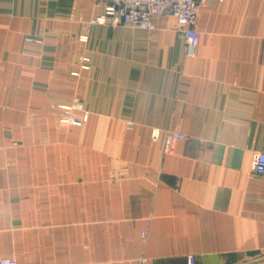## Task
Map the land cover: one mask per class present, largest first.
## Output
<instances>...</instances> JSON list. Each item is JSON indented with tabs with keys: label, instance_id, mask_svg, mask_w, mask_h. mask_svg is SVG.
<instances>
[{
	"label": "crops",
	"instance_id": "obj_1",
	"mask_svg": "<svg viewBox=\"0 0 264 264\" xmlns=\"http://www.w3.org/2000/svg\"><path fill=\"white\" fill-rule=\"evenodd\" d=\"M109 1L0 0V260L264 264V0H204L193 59L175 19L92 24ZM20 83L88 122L20 126Z\"/></svg>",
	"mask_w": 264,
	"mask_h": 264
},
{
	"label": "built area",
	"instance_id": "obj_2",
	"mask_svg": "<svg viewBox=\"0 0 264 264\" xmlns=\"http://www.w3.org/2000/svg\"><path fill=\"white\" fill-rule=\"evenodd\" d=\"M204 0H110L104 6L102 14L92 20V24L99 26H130L144 31L154 29L153 19H175L185 43L186 58L193 59L198 46L199 33L197 31L198 16ZM82 43L86 37L80 39ZM89 59L80 58V68L89 70ZM58 122L62 125L82 127L88 122L89 113L83 106L75 102L70 105L59 106ZM153 140H157L159 132H154ZM185 136L178 130H170L164 139V155H172L179 142ZM251 171L255 175L264 177V154H255L251 161ZM0 264H16L13 260H0ZM188 264H195L193 258H188Z\"/></svg>",
	"mask_w": 264,
	"mask_h": 264
},
{
	"label": "rangeland",
	"instance_id": "obj_3",
	"mask_svg": "<svg viewBox=\"0 0 264 264\" xmlns=\"http://www.w3.org/2000/svg\"><path fill=\"white\" fill-rule=\"evenodd\" d=\"M24 44L32 43L33 40L31 39H24ZM35 94V105L28 104L27 100V90H28V84L26 83H20L19 84V113H20V126L21 124H26L30 122H41L43 120H47L50 122L58 123L59 119V106L63 105H52L49 107L44 106V103L42 101V97L44 94L48 92V86L46 84L37 83L33 86ZM26 133L25 130H20V140L26 139V136L24 134ZM23 142L21 141L19 146L22 147ZM5 260V259H4Z\"/></svg>",
	"mask_w": 264,
	"mask_h": 264
},
{
	"label": "water",
	"instance_id": "obj_4",
	"mask_svg": "<svg viewBox=\"0 0 264 264\" xmlns=\"http://www.w3.org/2000/svg\"><path fill=\"white\" fill-rule=\"evenodd\" d=\"M264 259V258H263Z\"/></svg>",
	"mask_w": 264,
	"mask_h": 264
}]
</instances>
